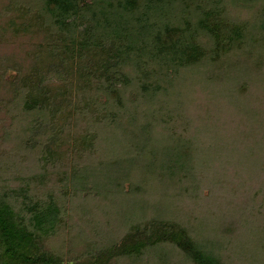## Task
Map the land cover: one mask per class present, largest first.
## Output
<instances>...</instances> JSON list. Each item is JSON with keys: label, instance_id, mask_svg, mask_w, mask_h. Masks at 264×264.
I'll use <instances>...</instances> for the list:
<instances>
[{"label": "trees", "instance_id": "trees-1", "mask_svg": "<svg viewBox=\"0 0 264 264\" xmlns=\"http://www.w3.org/2000/svg\"><path fill=\"white\" fill-rule=\"evenodd\" d=\"M24 1L13 4V0H3V4H0V42L4 48L18 45L17 51H14L16 58L6 60L5 63L0 59V83L4 87L0 94L1 137L6 122L12 124L19 115V111L15 113L11 108L13 105L28 111L38 109L36 105L25 107L30 83L24 81V78L29 73L42 75L38 67L42 59L36 61L37 54L45 56L49 50V54L65 60L66 72L72 78L70 83L67 79L61 80L52 92L61 87L67 89V95L71 97L66 98L68 107L73 110L70 114L71 123L61 131L66 134L60 138L61 142L80 138V134L73 135L77 132L78 117L86 118L84 109L90 107L92 96L98 93L95 89L101 87L115 99L121 100L123 97L119 84L123 83L126 90L132 88V104H137L130 118L143 115L148 119L140 123L141 127L137 129L140 132L142 128V137L150 134L154 122H158L156 128L160 126V129L171 121L181 127L183 133L177 130L178 127L168 130L171 135L178 137L180 143L178 149L169 152V157L158 166L161 176L167 171L173 173L174 168L184 167V157L188 156V147L185 150L179 149L182 141L190 140L186 143L190 146L193 140L184 134L187 129L191 130L195 118L190 117L193 112H188L190 106L187 104L190 99L201 98L199 94L202 87L201 82L192 83L207 78L213 88L210 94L213 103L217 105L218 96L220 99L222 97L223 109L237 115L230 127L241 125V134L239 131H233L232 134L234 145L237 144L232 149L235 152L232 157L237 158L235 162L243 172L257 169L258 176L264 180V97L260 95L259 101L253 102L247 94L240 98L236 96L240 85L237 84L240 66L244 64L239 65L236 59L239 50L254 42L256 35L261 40L258 45H264V5L255 10L246 8L247 12L244 6L237 4V0ZM77 24L89 27L90 30L85 28L86 31L81 32ZM67 26L75 27L74 31L78 29V32L71 30L69 36H65L64 28ZM111 39L116 41V68L121 70L119 77L113 80L102 70L103 58L109 55L107 48ZM82 55L91 56L87 63L79 60ZM246 64L251 65L248 62ZM9 71L17 73L11 81L5 79ZM74 77L81 84H75ZM75 85L76 92L73 91ZM162 94L165 98L171 96L170 101H180L173 105L164 100V104L161 102ZM82 95L84 102L80 99ZM72 97H75V105L71 102ZM106 113L103 112V115L106 116ZM116 114L113 112V116ZM201 119L207 129L219 131L215 124L205 121L204 117ZM254 120L258 122L255 124ZM138 136L141 137L140 133ZM4 137H7L5 133ZM151 153L156 161L161 159L157 149H152ZM175 163L178 165L175 166ZM0 166V180L3 179V184L0 181V264H60L61 256L52 250L47 241L55 234L59 224L65 222L63 214L67 213L63 203L58 201L55 190L48 191L45 203L37 199L30 200L31 197L34 199V193L39 187L47 184L46 179L53 175L52 172L28 174L25 183L11 186L7 184L9 180L4 175L3 166ZM54 175L59 183L68 178V171ZM33 180L37 181V185ZM263 180L257 184L261 188H264ZM16 203L19 208L15 207ZM25 208L28 213H22ZM212 213L216 214L214 211ZM163 220L150 221L144 226L133 224L124 234L121 243L107 247L105 251H93L95 245L91 244L90 248L83 249L91 256L87 264H110L109 260L113 257L114 262L119 258L135 259L146 249L164 243L175 244L196 264H225L222 258L192 240L185 229L179 228L173 221ZM77 238L81 239L80 235ZM79 241L86 242L83 239Z\"/></svg>", "mask_w": 264, "mask_h": 264}, {"label": "rangeland", "instance_id": "rangeland-1", "mask_svg": "<svg viewBox=\"0 0 264 264\" xmlns=\"http://www.w3.org/2000/svg\"><path fill=\"white\" fill-rule=\"evenodd\" d=\"M13 1V4L25 2ZM237 2L239 6L245 7L244 10H255L264 5V0ZM0 4H3V0ZM73 28L75 27L64 28V35L69 36L71 30L74 31ZM85 28L90 30L89 27L78 26L81 32H85ZM78 29L75 31L78 32ZM256 36V43L244 46L236 58L239 65L244 63L240 66L237 82L240 85L236 96L240 98L247 94L253 102H258L260 95L264 97V64H261L264 62V45H258L260 39ZM3 46L0 42V59L3 63L16 58L14 51H17V44L10 48ZM107 50L109 55L103 58L102 70L113 80L121 73L116 68L118 57L114 39L108 41ZM45 53V56L37 54L36 58V61L42 59L38 66L42 75L29 73L24 78V81L30 83L25 107L36 105L38 109L25 111L23 108L17 109L15 105L11 107L15 113L19 111V115L12 124L6 122L5 130L2 128L7 137H4V133L2 137L0 135V164L9 180L7 184L11 186L25 183L28 174L52 172L53 175L46 179L47 184L39 187L34 193V199L31 197L30 200L37 199L45 203L48 191L55 190L58 201L63 203L67 213L63 214L65 222L59 224L55 234L47 241L52 250H56L61 256L60 264H87V259L91 256L83 249L90 248L91 244L95 245L93 251H105L107 247L121 243L124 234L133 224L144 226L150 221H164L163 219L173 221L179 228L185 229L192 240L206 251L222 258L225 264H264V188L257 185L263 179L258 176L257 169L243 172L235 162L237 158L232 157V154L235 155L232 149L237 145H234L232 134L233 131L240 133L241 125L230 127L237 115L223 109L222 97L220 99L218 96L217 105L213 103L210 95L213 88L209 79L192 83L194 85L201 82L202 89L199 94L201 98L190 99L187 104L190 106L188 112H193L190 117L195 118L191 130L187 129L184 133L193 139L192 144L186 145L190 141L186 139L179 147L181 150L188 147L184 167L174 168V176L168 171L161 176L158 173L159 164L169 157V152L178 149L180 143L178 137L171 135L168 130L178 127L177 130L183 133L182 129L177 124L174 125V121L165 124L162 129L160 126L156 128L158 122H154L150 134L142 137V128L140 132L137 129L141 127L140 123L148 119L143 115L130 118L137 104H132L134 91L132 88L126 90L123 83L119 84L123 97L121 100L115 99L101 87L95 89L98 93L92 96L90 107L84 109L86 118L78 117V133L73 135L80 134V138L61 142L60 138L66 136L61 131L71 123L70 114L73 110L66 101L71 97L67 95V89L61 87L52 92L61 80L67 79L70 83L72 78L66 72L65 60L57 59L49 54V50ZM88 57L82 55L79 60L87 63ZM16 74V71H9L5 79L11 81L16 78ZM5 79H2L3 82ZM74 80L75 84H81L76 77ZM0 85L1 94L4 87L3 83ZM73 91H77L76 85ZM170 97L165 98L162 94L161 102H169ZM72 99L71 102L75 105V97ZM80 99L82 102L85 100L83 95ZM120 101L123 103L117 104ZM179 101L180 99H174L170 104L176 105ZM105 111L106 116L103 115ZM113 112L117 114L113 116ZM201 117L215 124L219 131L207 129ZM255 122L258 120H254ZM139 133L142 138L138 136ZM156 133L160 135L157 136ZM195 136L196 139L192 138ZM152 149H157L161 156L159 161L151 153ZM59 170L61 173L68 171V178L58 183L54 174L60 173ZM252 171L255 175H252ZM17 175H20L18 180ZM1 180L3 184V179ZM13 180L15 182L12 183ZM32 182L37 185V181ZM15 207L19 208V205L16 203ZM22 213H28L26 208ZM77 235L86 242L79 241L81 239ZM109 262L196 264L171 243L148 248L135 259L119 258L114 262L113 257Z\"/></svg>", "mask_w": 264, "mask_h": 264}]
</instances>
